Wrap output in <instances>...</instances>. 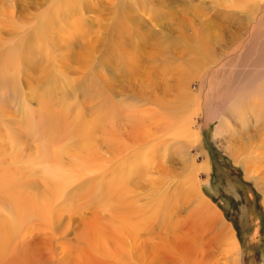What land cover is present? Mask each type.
<instances>
[{
	"label": "rangeland",
	"instance_id": "obj_1",
	"mask_svg": "<svg viewBox=\"0 0 264 264\" xmlns=\"http://www.w3.org/2000/svg\"><path fill=\"white\" fill-rule=\"evenodd\" d=\"M248 106L264 0H0V264H264Z\"/></svg>",
	"mask_w": 264,
	"mask_h": 264
},
{
	"label": "bare ground",
	"instance_id": "obj_2",
	"mask_svg": "<svg viewBox=\"0 0 264 264\" xmlns=\"http://www.w3.org/2000/svg\"><path fill=\"white\" fill-rule=\"evenodd\" d=\"M122 29V28H121ZM197 96H195L194 97V101H195V103H194V110H197L198 109V111L196 112V114H198L199 113V106H200V101H199V99L198 98H196ZM199 101V102H198ZM240 101H241V99H240ZM237 102V101H236ZM239 103V102H238ZM247 103V102H246ZM246 103H244V104H246ZM238 105V104H237ZM237 105H234V106H232V107H230V108H228V110H227V115L228 116H230V117H233V115L235 116L237 113H238V106ZM240 106V105H239ZM189 108L190 107H187L183 112H182V115H183V113H188L189 112ZM255 107H252V106H248V108H244L243 109V111L245 110V111H247V113H250V115H256V114H260V116L259 117H263V114H264V106H262V111L260 112V110H256V109H254ZM193 110V109H192ZM191 110V111H192ZM151 112L152 111H148V112H146V117H147V119L148 118H151V116H152V114H151ZM242 113V112H241ZM240 114V113H239ZM185 115V114H184ZM169 117H175V115H174V113H170V115H168ZM254 117V116H253ZM145 118V117H144ZM146 119V118H145ZM243 119V118H242ZM259 119H261V118H259ZM184 123H186L185 125H184V133H182L183 134V136L186 138V136H188L189 138H191V139H194L196 136H197V134L194 132V131H192V129H191V125H190V123H189V121L188 122H186V121H184ZM225 123H227V122H225ZM225 123L223 124L222 122H221V124H223V125H225ZM243 123V122H242ZM262 126V125H261ZM223 127V126H222ZM262 128V127H261ZM242 129V128H241ZM260 130V129H259ZM217 136L219 137V136H222V134H223V131H222V129H220V128H218L217 129ZM239 131V130H238ZM240 133V132H239ZM241 133H243V132H241ZM240 137V136H239ZM219 139V138H218ZM239 140L240 141H243L242 140V138L240 137L239 138ZM218 143H220V142H218ZM239 143H242V142H239ZM243 144V143H242ZM244 145H246V144H244ZM240 147L242 148L243 146H241L240 145ZM231 150V149H230ZM233 151V152H232ZM232 151L229 153V155L230 156H236V153L239 151V148H234V149H232ZM242 154V153H241ZM183 158V157H182ZM261 159V158H260ZM140 163V162H139ZM140 164H142V162L140 163Z\"/></svg>",
	"mask_w": 264,
	"mask_h": 264
}]
</instances>
